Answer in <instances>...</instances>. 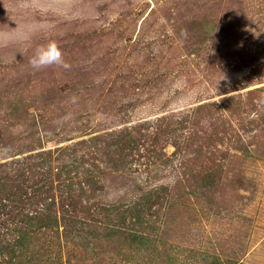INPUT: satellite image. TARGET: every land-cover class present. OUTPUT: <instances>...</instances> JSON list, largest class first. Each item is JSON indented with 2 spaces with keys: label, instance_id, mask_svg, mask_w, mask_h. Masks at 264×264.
I'll return each instance as SVG.
<instances>
[{
  "label": "rangeland",
  "instance_id": "obj_1",
  "mask_svg": "<svg viewBox=\"0 0 264 264\" xmlns=\"http://www.w3.org/2000/svg\"><path fill=\"white\" fill-rule=\"evenodd\" d=\"M0 264H264V0H0Z\"/></svg>",
  "mask_w": 264,
  "mask_h": 264
},
{
  "label": "clouds",
  "instance_id": "obj_2",
  "mask_svg": "<svg viewBox=\"0 0 264 264\" xmlns=\"http://www.w3.org/2000/svg\"><path fill=\"white\" fill-rule=\"evenodd\" d=\"M29 62L31 66L37 70L65 64L63 53L55 41L49 42L46 46L37 48L35 55Z\"/></svg>",
  "mask_w": 264,
  "mask_h": 264
}]
</instances>
